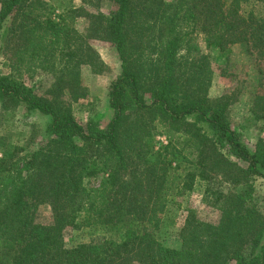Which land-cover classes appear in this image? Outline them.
I'll return each mask as SVG.
<instances>
[{
  "label": "trees",
  "instance_id": "1",
  "mask_svg": "<svg viewBox=\"0 0 264 264\" xmlns=\"http://www.w3.org/2000/svg\"><path fill=\"white\" fill-rule=\"evenodd\" d=\"M101 1L56 12L46 0H0V51L12 60L0 72V117L23 104L46 117L47 136L28 153H1L0 264H264L252 182L264 139L249 148L227 120L231 96L208 95L213 69L197 43L219 52L245 43L264 59V0H108L110 15ZM92 40L112 44L120 62L103 124L72 109L88 93L82 67L105 69ZM29 70L42 76L32 85ZM160 130L172 134L166 142ZM196 183L216 219L186 208L179 245L164 244L172 194ZM46 204L51 217L39 221ZM81 228L100 232L66 246L63 231Z\"/></svg>",
  "mask_w": 264,
  "mask_h": 264
},
{
  "label": "rangeland",
  "instance_id": "2",
  "mask_svg": "<svg viewBox=\"0 0 264 264\" xmlns=\"http://www.w3.org/2000/svg\"><path fill=\"white\" fill-rule=\"evenodd\" d=\"M46 1L54 4L57 8L56 12H59L63 6L77 7L81 4V0ZM98 8L106 15H110L115 6L111 1L102 0ZM89 9L94 11L93 8ZM8 23L9 19L3 22L2 28ZM86 24L85 18L76 17V28L82 30ZM1 36L2 29H0V43L2 42ZM91 43L104 63L105 69L100 73H93L88 66L82 67V82L87 87L88 93L85 98L74 102L72 109L76 119L82 123L88 117H94L103 124L111 116L108 93L111 81L120 72V62L113 45L109 42L92 40ZM197 43L203 52L209 54L213 69L208 95L212 98L224 94L231 96L233 102L227 109V120L231 126L241 131L243 141L252 149L257 140L264 139V117L262 116L264 113V59L256 49L245 43L229 45L223 52L205 49L200 35L197 37ZM11 62L9 55L0 51V72H9ZM22 77L30 85L42 78L37 70H29L23 73ZM43 81L44 86H47L48 78L44 77ZM11 110L6 111L7 114L0 117V156L6 147L14 145L24 148L22 153H28L47 137L45 116L39 113L26 115L23 104ZM171 135L169 131L160 130L156 135V141L166 142ZM252 182L254 203L264 213V172L262 175H253ZM202 192V184L196 183L190 192L182 195L172 194L175 202L172 208L177 207L171 214L175 225L162 236L164 244L179 245L176 228L179 227L186 208L195 209L203 219L212 221L216 219V213L212 207L203 202ZM50 217V208L46 204L41 207L37 218L39 221H48ZM99 232H92L88 228L65 229L62 236L66 246H73L77 243L89 242Z\"/></svg>",
  "mask_w": 264,
  "mask_h": 264
}]
</instances>
